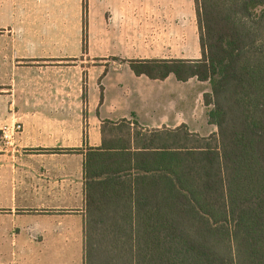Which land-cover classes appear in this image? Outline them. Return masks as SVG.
I'll return each instance as SVG.
<instances>
[{
    "label": "crops",
    "instance_id": "0c3cea01",
    "mask_svg": "<svg viewBox=\"0 0 264 264\" xmlns=\"http://www.w3.org/2000/svg\"><path fill=\"white\" fill-rule=\"evenodd\" d=\"M202 58L196 0H0V264H86L87 154L123 125L217 132L209 83L132 68Z\"/></svg>",
    "mask_w": 264,
    "mask_h": 264
},
{
    "label": "trees",
    "instance_id": "16d2710c",
    "mask_svg": "<svg viewBox=\"0 0 264 264\" xmlns=\"http://www.w3.org/2000/svg\"><path fill=\"white\" fill-rule=\"evenodd\" d=\"M196 6L202 60L132 68L209 83L205 105L218 131L131 136L125 124L126 136L90 149L86 264H264V0Z\"/></svg>",
    "mask_w": 264,
    "mask_h": 264
},
{
    "label": "built area",
    "instance_id": "2783aa9c",
    "mask_svg": "<svg viewBox=\"0 0 264 264\" xmlns=\"http://www.w3.org/2000/svg\"><path fill=\"white\" fill-rule=\"evenodd\" d=\"M23 130V126L20 123H17L14 128L4 130V142L6 146H14L15 141L17 140L18 136L21 134Z\"/></svg>",
    "mask_w": 264,
    "mask_h": 264
},
{
    "label": "rangeland",
    "instance_id": "374dc122",
    "mask_svg": "<svg viewBox=\"0 0 264 264\" xmlns=\"http://www.w3.org/2000/svg\"><path fill=\"white\" fill-rule=\"evenodd\" d=\"M211 108H208V109H205V114L204 115H206L207 116V118H208V111L210 110ZM218 131V130H217ZM216 133V132H215ZM214 133V134H215ZM195 135H197V134H195ZM213 135V134H212ZM212 135H210V136H212ZM199 136V135H198ZM209 136V137H210ZM199 137H201V136H199ZM202 138H205V137H202ZM206 138H208V137H206Z\"/></svg>",
    "mask_w": 264,
    "mask_h": 264
}]
</instances>
